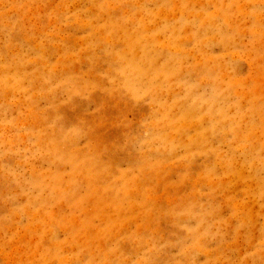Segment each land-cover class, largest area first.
Instances as JSON below:
<instances>
[{"label":"rangeland","instance_id":"obj_1","mask_svg":"<svg viewBox=\"0 0 264 264\" xmlns=\"http://www.w3.org/2000/svg\"><path fill=\"white\" fill-rule=\"evenodd\" d=\"M0 264H264V0H0Z\"/></svg>","mask_w":264,"mask_h":264}]
</instances>
